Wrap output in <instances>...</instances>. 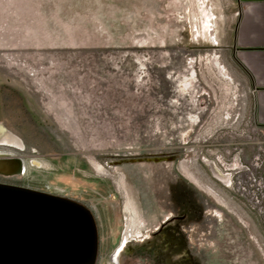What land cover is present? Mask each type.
I'll return each instance as SVG.
<instances>
[{
    "label": "rangeland",
    "instance_id": "obj_1",
    "mask_svg": "<svg viewBox=\"0 0 264 264\" xmlns=\"http://www.w3.org/2000/svg\"><path fill=\"white\" fill-rule=\"evenodd\" d=\"M245 15L0 0V133L23 143L0 151L26 166L0 182L87 207L96 264H264V95L231 51Z\"/></svg>",
    "mask_w": 264,
    "mask_h": 264
},
{
    "label": "water",
    "instance_id": "obj_2",
    "mask_svg": "<svg viewBox=\"0 0 264 264\" xmlns=\"http://www.w3.org/2000/svg\"><path fill=\"white\" fill-rule=\"evenodd\" d=\"M97 252L87 207L0 182V264H95Z\"/></svg>",
    "mask_w": 264,
    "mask_h": 264
},
{
    "label": "crops",
    "instance_id": "obj_3",
    "mask_svg": "<svg viewBox=\"0 0 264 264\" xmlns=\"http://www.w3.org/2000/svg\"><path fill=\"white\" fill-rule=\"evenodd\" d=\"M246 15L232 35V61L246 72L251 87L264 95V0H238Z\"/></svg>",
    "mask_w": 264,
    "mask_h": 264
},
{
    "label": "bare ground",
    "instance_id": "obj_4",
    "mask_svg": "<svg viewBox=\"0 0 264 264\" xmlns=\"http://www.w3.org/2000/svg\"><path fill=\"white\" fill-rule=\"evenodd\" d=\"M209 20L212 18L210 12H208ZM208 23H210L208 21ZM217 63V62H215ZM218 65V63H217ZM220 65V64H219ZM0 145H6L11 147H15L23 150V143L15 138L13 135L5 133H0ZM26 170V166L21 158L14 156L9 152L0 151V173L3 175H19L23 174ZM131 235V231L128 233ZM127 236V235H126ZM125 237V236H124ZM128 239V237H127ZM126 242V241H125ZM124 242V243H125ZM121 251V250H120ZM120 251L118 253H120ZM115 261L118 260V254L114 258Z\"/></svg>",
    "mask_w": 264,
    "mask_h": 264
},
{
    "label": "flooded vegetation",
    "instance_id": "obj_5",
    "mask_svg": "<svg viewBox=\"0 0 264 264\" xmlns=\"http://www.w3.org/2000/svg\"><path fill=\"white\" fill-rule=\"evenodd\" d=\"M98 242H99V237H98ZM97 256H98V252H97ZM96 259H97V257H96ZM95 264H96V260H95Z\"/></svg>",
    "mask_w": 264,
    "mask_h": 264
}]
</instances>
